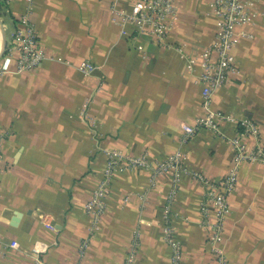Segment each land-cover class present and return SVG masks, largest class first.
I'll list each match as a JSON object with an SVG mask.
<instances>
[{"label":"crops","instance_id":"crops-1","mask_svg":"<svg viewBox=\"0 0 264 264\" xmlns=\"http://www.w3.org/2000/svg\"><path fill=\"white\" fill-rule=\"evenodd\" d=\"M175 1L174 26L160 44L135 24L115 21L112 4L130 12L133 0H0V236L17 245L0 264H123L133 249L132 264H171L163 233L169 175L152 180L141 168L116 174L93 235L86 203L112 150L152 159L180 151L191 170L213 180L231 169L228 141L236 124L183 139L184 126L204 113L200 64L190 70L187 61L214 40L213 0ZM28 10L47 57L32 71L14 72L13 61L3 72L19 17ZM255 12L238 28L250 37L240 36L232 51L240 73L215 92L212 108L254 119L260 133L247 142L264 146V2ZM81 63L95 69L84 73ZM204 192L185 175L171 205L181 264H214L201 225ZM229 203L222 244L229 264H264V162L240 166ZM88 236L90 247L80 257ZM41 242L47 247L36 252Z\"/></svg>","mask_w":264,"mask_h":264},{"label":"built area","instance_id":"built-area-1","mask_svg":"<svg viewBox=\"0 0 264 264\" xmlns=\"http://www.w3.org/2000/svg\"><path fill=\"white\" fill-rule=\"evenodd\" d=\"M259 2H264V0H213L210 6L212 12L218 17L214 40L198 57H191L187 61L190 70L194 69L196 62L200 64L201 69L196 82L201 85L204 113L196 118L192 126H184L183 139L186 142L204 129L220 133V125L223 122L236 124V135L228 141L233 149L234 158L227 175L220 180H213L202 172L191 170L186 163V157L180 151L160 159H152L148 153L133 156L118 150L109 151L102 177L90 200L86 203V211L92 218L90 235L95 234L99 229L100 221L106 210V199L111 192L116 174L125 170L141 168L150 171L152 180L160 175H169L172 187L165 204L163 233L164 239L171 249V264H181L182 246L171 224V205L180 189L183 177L189 175L205 189L200 204L201 225L207 230V242L214 254V264H229L222 247L225 221L231 209L229 195L236 187L239 168L243 163L264 162V146L259 143L248 144L247 142L250 137L258 139L260 133L259 126L254 119L248 116L236 118L232 114L214 110L212 102L215 92L233 82L240 73L232 51L240 36L250 37V35L243 30L238 32V28H242L255 19V9ZM112 8L117 23L124 25L133 23L139 33L152 35L160 44L166 42L178 13L175 0H133L130 12L118 9L115 3L112 4ZM30 15L31 12L28 10L19 17V26L13 34L11 45L1 66L3 72L11 71L13 61H15L14 72L32 71L38 68L47 57ZM79 69L84 73H90L95 67L91 63H81ZM3 159L0 145V173L3 170ZM50 227L56 229L54 225H50ZM90 242L89 236L80 242L78 250L80 257L86 255ZM137 244L138 241H135L134 246L136 247ZM16 247L15 243L6 244L0 236V256L4 255L7 250ZM46 247L47 245L41 242L36 245L35 250L40 252ZM135 257L136 251L133 249L123 264H132Z\"/></svg>","mask_w":264,"mask_h":264}]
</instances>
